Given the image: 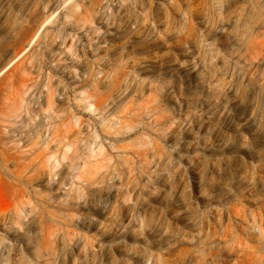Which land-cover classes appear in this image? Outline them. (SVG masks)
<instances>
[{"label":"clouds","instance_id":"9594fccd","mask_svg":"<svg viewBox=\"0 0 264 264\" xmlns=\"http://www.w3.org/2000/svg\"><path fill=\"white\" fill-rule=\"evenodd\" d=\"M0 264H264V0H0Z\"/></svg>","mask_w":264,"mask_h":264}]
</instances>
